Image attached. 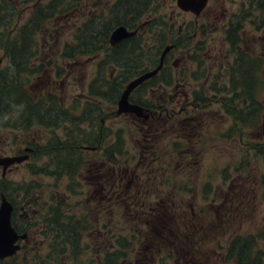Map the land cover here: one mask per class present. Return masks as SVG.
Listing matches in <instances>:
<instances>
[{"label":"rangeland","instance_id":"obj_1","mask_svg":"<svg viewBox=\"0 0 264 264\" xmlns=\"http://www.w3.org/2000/svg\"><path fill=\"white\" fill-rule=\"evenodd\" d=\"M12 1L18 2L19 5L16 7L6 6L1 9L0 22L4 21L5 17H7V19L11 18L14 20L13 28L16 29L23 26L30 18L34 7L33 4L36 0H7V3H11ZM47 1L48 0H40L39 4H44ZM71 1L72 0H67V3ZM78 1L81 3L75 4L76 7L72 11L69 9L67 13H61L55 18L51 17L47 20L43 25L44 27L41 28V31L36 34L34 41H31L32 43H30L28 53L31 52L34 55L31 57L33 58L31 64L33 66L30 65V67L33 69L38 67L37 63H41L43 66L38 70V72H40L38 75H33L32 78L29 77L27 83L30 84L26 86V89L30 90V94L33 97H37L40 92L38 89L43 88L45 90L46 87L42 84L36 86V84L44 80L43 82L47 84V88L55 95H58L60 105L74 112H77L82 107L87 98L85 97L87 94L86 90L93 80L92 77L94 69L96 68L95 62H97V59L92 60L88 59V57H81L77 62V70L79 65H82V68L78 70L76 74H72L74 61H66L61 58L60 51L62 45L71 40L74 29L80 25L82 20L85 18L91 19L94 13H97L98 17L105 15L114 2V0ZM115 1L117 2V0ZM249 1L250 0H208L205 9L194 21L195 18L191 13H185L176 7L175 0H152V2L149 3V7L145 9V12L142 13V16L138 19L140 22L149 16L151 20H156V22L149 25L139 36L141 45L145 43L149 44L150 40L148 35H150L151 31H164L163 29H165V26L161 22L165 20L167 23L172 22L175 27L181 25V23L185 24L182 29L183 33L180 37L181 39L178 41L184 39L183 48H185V45L189 47V50L181 51L182 53H180V55L182 54V57L180 60L176 59L173 61L174 67H176L177 62L176 69L181 73L178 75V80L181 82L180 85L184 84L186 87L176 86L177 90L172 91L171 86V89L168 90L169 93L165 94L157 89H154L152 94L147 95L137 91L132 93L130 97V99L134 97L138 100L142 99V101H147L148 104H151L156 112L159 113V118L162 119V121H160L156 117H151V123L146 127L149 129L148 133L151 134L152 141L155 142L147 143L145 141L141 143L144 146L153 145L158 156H162L164 152L167 162L165 165L168 168V174L155 173L150 175L147 180L146 176L142 177V180L146 182H164L163 186H160L159 189L163 190V198L167 201V208L160 210L158 213V216L164 218H153L151 221L154 227H163L169 224L171 220L173 221L174 218H178V216L182 217L187 207L191 206V204H195L194 216L196 217L194 218H197L200 223L197 229H193L191 225L189 226V228H192V230L189 231V238H193L191 239L192 241H197L198 246L195 248L191 247L194 250L190 254L182 251V255H186L184 258L179 255V251H176L175 254L171 251L177 250L178 248H168L170 247L168 245H158L153 249L145 250V241L148 236L150 237V232H147V228L140 225L138 220L133 223V221L127 219L128 215L124 213L122 208L124 204L122 202H115L112 200H109L107 203L104 202L106 220L104 219L102 222V219H99L96 223L92 205L89 204L87 206L85 202H80L83 201L82 196L75 195L74 201L70 202L66 208L63 209V213L72 215V219L78 217L82 219L86 218L87 229L80 232V235L84 237L90 233L97 232V230L105 232L106 236H108L106 237L107 251L110 245L112 248H120L121 245L125 247L126 252H123L124 261L122 260L125 264H133L136 260L140 262V264H182L185 263V261H187L185 264H199L201 251L211 252L212 249H217V247L222 249L230 236L250 233L264 223V202L261 199V195L264 193V187L255 184L253 185L254 188L251 189V183H248V180L254 179L255 176L257 179L263 173L264 163L262 157L254 153L252 146L259 144L264 148V123L260 121L257 128L254 129L256 130L254 132H248L244 129L243 137L250 142V149L248 152H246L248 146L244 144L241 146L240 143L236 144L234 139L230 140L228 144L233 149L225 144V147L229 148V151H226L224 145L220 143V134L222 133V135H224L225 131H222L223 128L226 129V127L232 126L233 123H237V119L233 117V114L228 111L224 112V109L218 112V104H210L207 109H202L207 110V112L203 114L209 115L203 122H208L207 120H209L212 124L211 128L207 127L205 129L201 127V129H196L193 128L192 124L183 123L180 120L182 115L179 113L184 104L189 101L187 99L188 97L184 94H189L192 89L203 90L204 99L217 102L221 100L220 98L225 100L226 93H230L232 90H230V85H227V77L224 75L226 62L227 60L230 62L233 59V53L231 52V54L227 55L230 49L224 44L223 34L229 22H234L233 19L236 16L253 13ZM73 2H76V0ZM93 2L97 4L96 8H93ZM249 20L248 18L243 21V29L241 31L242 44L239 46L241 51L249 52L251 55L244 60H256V63L261 61L260 64L258 63L257 71L254 72L257 73V79L254 76V82L248 87L256 94L257 103L264 105V73H261V69L264 70V59L260 60L258 57L260 54H263L264 28L260 31H256L254 25L250 23ZM193 22H195V25ZM6 28L10 31L11 26L0 23V31L3 29L6 30ZM11 34L12 32L10 35ZM191 34H194L192 39L185 40V37ZM5 35H7V33ZM23 42H25V39H23ZM178 49L179 48H176L175 51L172 52L169 64H171L172 59L176 57ZM99 53L102 54V52ZM262 57L264 58V55H262ZM130 60L134 62L131 64L132 67L134 65L138 66L137 70L146 64V58L142 54L137 56L136 52L132 53ZM16 61L19 62V59H16ZM195 61H200L201 72L196 68L197 64ZM6 66L7 58L4 57V51L0 50L1 74L7 71ZM56 66L61 70L59 75H56ZM190 73H196L197 76L201 73V76L196 81H193L188 79ZM205 76L207 77L206 79H204ZM21 81H26L23 75L21 76ZM51 81H54V83ZM221 88H223V90H221ZM237 88L233 89L232 92H241L243 90L241 86H237ZM213 90H216V92ZM213 93L217 94L213 96ZM158 100H163L165 102L164 109L168 108L169 115L164 114V111L160 112L158 107H155ZM168 101H170L169 107L166 105ZM6 106H8L7 103ZM100 107L102 112L107 115L105 116L106 118H100L102 123L99 125L103 127V132H121V137H119L123 139L122 150L124 156L118 157V162L123 165L127 161V165L130 171H132L138 160L137 152H139V150L135 148L134 140L136 136L140 137L137 130L140 124H134L129 115L115 116V106L108 109L105 103H100ZM215 111L217 115L210 117ZM195 112V109L192 107L190 112L188 111L189 114H184L183 117H187L188 115L192 116ZM171 113H175V115L172 116ZM13 117L14 114L8 112L1 120L3 121V119H5L4 122H7ZM196 125L199 126L198 122ZM90 126L92 125H90L89 122L79 123V127L85 129L86 132L89 131L88 127ZM177 126H180L182 129L190 130L191 134H196L198 137L182 138L184 132L181 130V134L178 129H175ZM36 130L37 128L16 130L11 129L9 126L0 125V156L14 155L17 149H23V146L26 145L25 143L29 140L31 141L32 138L35 139L39 147H43L47 134L50 132L42 130V134ZM216 132H218L219 135H216ZM67 133H69V130L65 125L54 130V135L60 141H62ZM111 141H113V134L107 138L106 142ZM223 141L225 142L226 140ZM182 147L185 150L193 149V153L197 154V157H195L193 161L195 162L193 163V167H198V169H192L189 163L190 157L186 155L183 157L182 171L177 168L180 166L178 163L182 160L180 156ZM24 154H27L26 161L11 168L10 171H5L4 179L1 178L0 170V180H3L8 188L15 189L16 193H19L23 192L26 186L30 187L32 190H36V186H39L37 190L38 194L36 195H39V201L47 198V194L51 188L50 184L56 185L59 196L61 194L63 195L62 190L65 194H70V192L66 191L67 187H64L66 181L63 177L54 179V176H47L43 174L42 171L41 173L33 172L38 167L45 165L44 162L46 157L40 158L32 163V159H29L31 153H26L24 150L21 155ZM83 156L84 160L82 163H85L87 157L85 155ZM153 157L155 158V156ZM244 157H246V167L244 166L242 168L241 161ZM153 163L156 162L153 161ZM143 166H145V163H143ZM226 166L229 167L228 171L224 169ZM48 171H52V168L50 167ZM224 174L228 175L226 180H223ZM78 176L79 178L81 177L80 175ZM75 181L77 183L76 178ZM206 181L210 183V187H206V193H204V191H199V186L201 184H206ZM150 185H148L147 188L150 189ZM232 186L233 188L236 186H243L244 188L247 187L250 189L246 192L248 200L246 198L240 200L239 206L233 204L232 215L235 216L237 220H233L229 222L228 226L223 227L224 225L222 223L226 222L222 219V214H224V212L221 214L220 209L216 208L212 201L216 199L217 207L222 206V211L227 210V212L232 213V203L228 205V203L225 202V200H229V195L227 193H232ZM81 187H83L81 183L70 186V188H73L75 191L82 190ZM110 187L111 189L114 188L111 182H106V190ZM32 190L28 191V196L31 198L34 197V195L31 194ZM253 193H256V198L251 201L250 197ZM154 196L155 195H152L150 197L152 198ZM200 196H206L205 203L201 200L196 201V199H200ZM240 206H242L241 210ZM164 214H168V216L172 214L175 217L165 221L164 219H166V217ZM202 215H206L208 218L211 217V224L208 223L207 220L205 221ZM46 217L47 216H45V218ZM228 217H230V215H228ZM181 222L178 219V223L181 224ZM15 223L17 222L15 221L14 224ZM44 223L45 222H39L37 219L32 218L31 222L27 223L28 229L26 232L28 233L29 240L20 241L18 252L12 257H9V259H5L0 264H42V262H45L47 259H49V262L44 264H101L98 258H102L103 251H101V254L97 255L90 246L83 247L82 243H79V241L77 242L76 250L70 251L67 247H63L62 253L60 245H55L53 232L49 227L45 226ZM165 230L167 232L169 231L168 228H165ZM164 235L168 236L167 234ZM156 236L157 235H153V237ZM119 237L123 240L126 239V244L121 241V245H116L115 241ZM85 240L87 239L85 238ZM68 245L69 244L66 242L63 246ZM91 246L96 247L95 245ZM182 248L188 249L186 247ZM260 248L264 249L263 245H260ZM215 257H217V254L212 256V258ZM177 260H179V263H176Z\"/></svg>","mask_w":264,"mask_h":264},{"label":"trees","instance_id":"obj_2","mask_svg":"<svg viewBox=\"0 0 264 264\" xmlns=\"http://www.w3.org/2000/svg\"><path fill=\"white\" fill-rule=\"evenodd\" d=\"M39 1L40 0H36L34 2V11L32 10L30 18L26 21V23H24L23 26L14 29V20L11 18L7 19V17H5L4 21L0 22L11 26L10 31L9 29L7 30V28L6 30L3 29L0 31V50L4 51V57L7 58V71H4L5 73L2 74L0 73V125L9 126L11 129L16 130L23 128H37L50 132L47 134V138L43 147H39L37 142L32 144L30 140L25 143L26 146L32 147V152L30 154L32 163L40 158L46 157L44 162L45 165L38 167L35 171H33L34 173H41L42 171L43 174L47 176H55L56 178L63 177L66 182H68V179L70 178L69 181L71 180L77 184L75 179L73 180V177L77 179L78 175L85 176L84 171H82L86 166L85 163H82L84 160L83 155H85L87 159L95 160V169L98 168L99 163H102V166L105 169V182H111L112 184V180L109 178V176L113 169L120 168L122 176L125 175L126 169H128V174L131 172L127 165V161L123 165L118 162V157L124 156L122 150L123 139L120 138L121 132H103L106 136L104 148L101 149L100 146L98 148L103 151L102 155L95 153L90 156L88 153L80 152L79 147H94L96 144L100 145L99 141L96 139L95 133H97L98 130L103 131V127L99 125V120L102 117L106 118L105 116L107 115L106 113L102 112L100 103H105L106 108L109 109L116 104L120 96L121 85L119 83L121 80L109 78V74L107 72L108 63L111 62L112 66H115L114 62H119L120 65L124 67L126 66L124 60L131 58L128 56L129 54L134 52H136L137 56H139V54H144L140 39L137 36L138 34L131 38L130 41L132 42L124 49L120 47L121 54H118V52L116 53L114 51L115 49L107 50L108 34L115 26H124L128 28V30H134L141 24L142 21L139 22L138 19L142 16V13L145 12V9L149 7V3L152 2V0H117L115 5V14L111 15V12H109L106 15L98 17L97 13H94V15L91 16V19L85 18L82 20L80 25L74 29L71 40L68 43L65 42L62 45L60 51L61 58L66 61H74L72 68L74 74H76L78 70L82 68V65H79L77 70V62L81 57H90V59L93 60L96 58L99 52L105 51L106 53V68L104 69L99 61L95 62L96 68L94 69L95 73L92 77L93 80L90 82L86 90L87 94L85 97L87 98L85 99L82 107L77 112L62 107L60 105V101H58V95H55L49 88H47V84L43 82L44 80H42L41 83L36 84V86L42 84L46 87L45 90L43 88L38 89L40 92L38 93L37 97H33L30 94V90L26 89V86L30 84L27 83L29 77L32 78L33 75H38L40 73L38 70H40L43 66V64H40V66L34 69L30 67L33 62L31 57L34 55L31 52L28 53L30 43H32L31 41H34L36 34L41 31V28L44 27L43 25L47 20H49L51 17L55 18L61 13H67V10L69 9L72 11L76 7L75 4L81 3L78 0H76V2H73L74 0H72L69 3H67V0H48L44 4H39ZM93 3V8H96L97 4L95 2ZM249 3L251 5L250 7H252V12L255 15L252 13L236 16L233 19L234 22H229L223 34L224 44L228 47V49H230L227 55L231 54V52L233 53V59L230 62H226L225 65L226 69L224 76L227 77L226 83L228 86L230 85V90L237 88V86H241L243 90L241 92H232L231 90L230 93H226V98H224L225 100L220 98L221 100L218 102L204 99L203 90L200 89H192V91L187 95L189 104H191L192 107H195L194 109L197 112H199L202 108L207 109L210 104L217 103L218 105L221 104L219 108L224 109V112L228 111L233 114V117L237 119V123H233L232 126L229 127L228 131H225L224 135L220 134V139L226 141L234 139L236 144L240 143L242 146L243 144L248 146L246 152H248L250 149V142L245 140L243 137L244 129H246L248 132H254L256 131L254 129L257 128L260 121L264 123L261 117L262 112L264 111L260 108V104L257 103L255 97L256 94L248 87L249 83L252 84L254 82V76L256 77L257 75V73L254 72L257 71V67L259 65L258 63L260 61L258 60L259 62L256 63V60H244L246 57L251 55L249 52L247 53L241 51L239 46L242 43L241 31L243 29V21L245 19H250L249 21L254 25L256 31H260L264 28V0H250ZM17 5H19L18 2L12 1L11 3H7V0H0V10L6 6L16 7ZM147 18H149V16L145 19ZM154 22H156V20H152L151 24ZM11 32L12 34L10 35ZM6 33L7 35H5ZM23 39H25V42H23ZM187 39H192L191 35L185 37V40ZM169 40L170 38L166 36L161 38L159 41V45H161L160 47L171 43ZM178 40L179 39H176L174 41L178 42ZM184 50H189V47L185 45ZM145 54L148 56L146 60L152 61V63L157 59L158 56V52H155L152 55L150 53ZM16 59H19V62L16 61ZM199 62L200 61H195L197 64L196 68L201 72ZM133 63L134 62H132V64ZM133 67H136V69L138 68L137 65H134ZM55 68L56 75H59L61 70L57 66ZM143 71L145 70L139 69L137 73H142ZM22 75L26 79L25 82L21 81ZM200 76L201 73L198 76L196 73H190L188 75V79L196 81ZM206 78L207 77L205 76L204 79ZM122 81H125V79H122ZM169 81H171V79L167 78L165 83L167 84ZM215 81L217 82L216 79ZM51 82L54 83V81ZM221 90H223V88H221ZM213 91L216 92V90ZM216 94L217 93H213V96ZM131 101L145 108H149L151 106V104H148L147 101H142V99L138 100L133 97ZM6 103L8 106H6ZM157 103L161 107L165 104L163 100H158ZM243 104L248 105L247 109H242L241 106ZM8 112L13 113L14 117L10 121L4 122L5 119L2 121L1 118H4V115ZM207 117H209V115H207ZM86 118H88V122L90 125H92L88 127V132H86L85 129H81L79 127V123L84 122ZM190 119L183 121V123L192 124L194 126L198 122V125L201 126L202 115L196 114ZM63 125L68 127L69 133H67L63 137L62 141H60L54 135V130L62 127ZM175 129H178L182 134L180 126H177ZM146 130L149 132L148 128H146ZM148 132H143L144 135H147L146 142L154 143L155 141H152V136ZM111 134H113V141L106 142L107 138ZM216 135H219L218 132H216ZM191 146L193 148L192 144ZM252 150L257 156L262 157V161L264 163V148L259 144H255L252 146ZM154 156L161 159V156H158L157 154ZM186 156H189L191 159L197 157V154L193 153V149H187ZM146 158L149 159V157ZM241 162L242 168L244 166L246 167V157H244ZM29 166L32 167L31 165ZM50 167L52 168V171H48ZM227 177L228 175L224 174L223 180H226ZM249 182L251 183V189L254 188L253 185L255 184L264 187V169L259 178L256 179L255 176L254 179L248 180V183ZM121 183L123 186L122 189L127 195L124 200L130 201L134 199V196L133 198H129L130 195L127 190L135 183H130L128 179H122ZM199 187V191H204V193H206V187H210V183L206 181V184H201ZM8 189L9 191L16 192L15 189L8 188L7 185L4 184V181L0 180V194H3L7 199H9V201H13L15 204V201L13 200L14 197H10L8 194ZM248 190L250 189L247 187L244 188L243 186H236L233 188L234 196H231L230 193H227L229 195V200H225V202L228 203V205L232 203V213L227 212V210L222 211V206L217 207V205L214 204L216 208L220 209L221 214L224 212V214H222V219L226 222L222 223L224 225L223 227L228 226L229 222L237 220L235 216L232 215L233 204H237V206H239L240 200H243L244 198L248 200V195L246 194ZM253 197H255V193L251 195V201L254 200ZM261 199L264 202V193L261 195ZM199 200H203V203H205L204 201L206 200V196H200ZM60 205L61 204L58 205V208ZM240 207L239 208L241 210L242 206ZM122 208L124 213L128 215L127 219H130L133 221V223H135L136 220H132L130 218L127 208L125 206ZM186 210L187 211L183 212V216H178V218H174L175 216L172 214L169 216L168 214H164L166 217V219H164L165 221H168L172 218H174V220H171L169 224L163 227H154L153 222L151 221L153 220V217L150 218V216H147L140 218V220H138L139 224L146 227L147 232H150V237L148 236L145 241V250L153 249L158 245H168L170 247L179 249L182 247H197L198 242L192 241L191 239L193 238H189V231L192 230V228L197 229L200 221L197 220V218H194L196 216H192L189 213L188 208ZM207 215L211 216L209 214ZM228 215H230V217H228ZM202 217L205 221L207 220L208 223L211 224V217L208 218L206 215H202ZM162 218L164 217H161V219ZM218 218L220 219L219 216ZM178 219L180 222L182 220L181 224L178 223ZM44 224L53 232L55 245L59 244L61 247L60 250H62L63 247H67L70 251L76 250L77 242L81 239L80 232L87 229L86 218L82 219L81 217H78L76 219H72V216L62 212H57L55 216L51 217L50 220ZM190 225L192 228H189ZM12 226L15 230H17V232L22 233L18 230L17 223L14 224V222H12ZM164 227L168 228L169 231L167 232ZM164 234H167L168 236H165ZM153 235L157 236L153 237ZM121 241L125 243L126 239L123 240L119 237L115 241L116 245H121ZM66 242L69 245L63 246L66 244ZM259 244L263 245L264 247V223L261 226L255 228L250 233L230 236L226 242V245L222 249L217 247V249H212L211 252L201 251V259L199 264H264V249L260 248ZM125 250V247L122 245L120 248L113 247L112 249L108 250L104 255L103 264H125L123 262V252H126ZM215 254H217V257L212 258V256ZM179 255L186 257L184 254L181 255L179 253ZM3 261L4 260H0V263ZM47 262H49V259H47L45 262H42V264ZM133 264H140V262L136 260Z\"/></svg>","mask_w":264,"mask_h":264},{"label":"flooded vegetation","instance_id":"obj_3","mask_svg":"<svg viewBox=\"0 0 264 264\" xmlns=\"http://www.w3.org/2000/svg\"><path fill=\"white\" fill-rule=\"evenodd\" d=\"M115 5H116V1L114 0V2L111 4V7L108 9V12H111V15L115 14ZM205 9V8H204ZM106 13V14H107ZM105 14V15H106ZM148 19V20H147ZM144 19L141 24L139 26H137L134 30H136L135 35H137L138 37L147 29V27L151 24L152 20L150 18ZM161 23H163V25L165 26V29H163L164 31L160 30V31H151L150 35H148L149 37V44L145 43L144 45H141V47L144 50V54L143 56L145 58H148V56L145 54H153L155 52H158V56L157 59L153 61H147L146 60V64H144L140 69L142 70H150L155 68L158 63H159V58H160V54L162 52L163 47H160L161 45H159V41L161 38L163 37H169L170 40L168 44H173L174 48L168 52L162 59L161 62V68L160 70L157 72V74L150 78L149 80L143 82L140 86H138L137 88H135L133 90V93L135 92H140L142 94H152V91L154 89L159 90L161 93L165 94V93H169V89H171L172 86V91L177 90L176 86H184V84L180 85L181 82L178 80V75H180L181 73L176 69L177 67V62H176V67L172 66L173 61L174 60H180V58L182 57V54L180 55V53H182L181 51H184L183 48V42L184 39L180 40V41H174L176 39H181V35L183 33L182 29L185 26L184 23H181V25H178L175 27V25L172 22H165L162 21ZM195 23V22H194ZM181 26V28L179 27ZM118 26H115L113 29H115ZM124 27V26H123ZM126 28V27H124ZM128 30V28H126ZM111 30V31H112ZM110 31V32H111ZM110 32L108 34V37L110 35ZM191 37H193V35H191ZM132 37H127L121 41H119L118 43L114 44L113 46H109L107 47V50H111V49H115L114 51L118 54H121V48L123 49L130 44L132 41L131 40ZM174 41V42H172ZM108 42V41H107ZM242 44V43H241ZM180 46V47H177ZM176 48L178 49V53L176 54V57H174L172 59V63L169 64V60L171 58L172 52L175 51ZM239 49V48H238ZM263 54H260L259 59L263 60L264 58L262 57V55H264V49H263ZM105 51L102 52V54H98L96 56L95 59H97V62L99 61L100 64L102 65V67L105 69L106 68V60H105ZM129 56H132V53L129 54ZM128 57V56H127ZM90 59V57L88 58ZM121 59V58H118ZM31 60H33V58H31ZM126 66L122 67L120 65L119 62H114L115 66H112V63L109 62L108 63V68H107V72L109 74V78L110 79H119L120 81V85H121V89H120V93L122 92V90L124 89L125 85L133 78L137 77L138 75H140L141 73H137L138 70L136 69V67H130V65L132 64V60H130V58H128L127 60H124ZM228 62V61H227ZM261 63V61L259 62V64ZM41 63H37V66H40ZM264 65V62H263ZM33 66V65H31ZM144 72V71H143ZM95 70L93 72V76H94ZM261 73H264V70L261 69ZM72 74H73V69H72ZM208 75V74H207ZM170 78L171 81H169L167 84L165 83L166 79ZM122 79H125V81H122ZM248 85H251V83H249ZM252 88V87H251ZM238 90V88H237ZM186 95V93L184 94ZM165 105V104H164ZM167 107L170 106V101H168L166 103ZM221 106V104L218 105V108ZM225 106V105H222ZM233 106V105H232ZM143 107V106H142ZM155 107H158V110L160 112L164 111V114H168V108L164 109V106H160L158 103H156ZM228 107V106H226ZM242 109H247L248 105L247 104H243ZM145 111L147 113H149L148 118L143 120L141 118H137L133 115H129L130 119L132 120V122L134 124L139 123L140 126H138L137 130L138 133L140 134V137H135L134 140V146L137 150H139V152H137L138 155V160L136 161L135 166L133 167L132 171L130 172V174H128V169L125 170V175L122 176L121 175V170L120 168H115L111 171V174L109 176V178H111L112 180V186L114 187V189H111V187L106 190V182H105V169L102 166V163H99V166L97 169H95V160L94 159H87L85 162V168H84V174L85 176H81L79 178V176L77 177V183H81L83 187L82 190L80 189L78 190H74L73 188H70V186H74L75 183L72 182L71 180L68 182H65L64 187L66 188L67 192H70V194H65V192L62 193L63 195L59 196L58 192H57V187L55 184H50L51 188L50 191L47 194V198L45 200H41L39 201V195L36 196L38 194L37 190L39 188V186H36V190H32L30 189V187H24L23 192H19L16 193L14 191H9L8 189V194L9 196H14V201L15 204L13 203V201H9L10 205H11V220L13 222H17V228L19 231H21L23 234H25V239L24 241L29 240L28 237V233L26 232L28 229V222H31L32 218L37 219V221H41V222H47L50 220L51 217L55 216L57 212H62L63 213V209L66 208V206L70 203L74 201L75 195H79L82 196L83 201L80 202H85L86 205L88 206L89 204L92 205L93 210H94V214L96 217L95 222L97 223L99 219H102V222L104 221V219L106 220V208H104V202H108L109 200L112 201H120L124 204V206L127 208V211L129 213V216L132 220H140V218L142 217H147L150 216L156 219H159L158 213L160 210L166 209L167 205V201L163 198V190L159 189L160 186H163L164 182H146L144 180H142V177L146 176V180L150 175L153 174H168V168L166 167V157L164 156V152L163 155L161 156V159H159L158 157H153L154 155L157 154V152L154 150V146H144L141 143L145 142L147 140V135H144L143 132L146 131V127L148 126V124H150V119L151 117H156L158 120L162 121V119L159 118V113L156 112V110L153 108V106L151 105L149 108H145ZM195 108V107H193ZM229 108V107H228ZM260 108L264 111V105L260 104ZM192 109V105L189 103H185L183 108L180 109L179 113L182 115V118L180 119L182 122L190 119L193 115L200 114L202 115V119H201V126H193V128L196 129H201V127L203 128H207L210 127L211 128V122L209 120H207L208 122H203L204 119L207 118V114H203L205 112H207V110H200L199 112H195L192 116L188 115L187 117H183L184 114H189L188 111L190 112V110ZM222 108L218 109V112L221 111ZM172 116L175 115V113H171ZM215 115H217V112L215 111L213 113L212 116L210 117H214ZM88 116V115H87ZM262 119L264 120V112H262ZM191 120V119H190ZM100 124L102 123L101 120ZM84 122H88V118L85 119ZM229 127V126H228ZM228 127L223 128L222 131H228ZM42 130L44 129H37L36 131L39 133H42ZM180 130H182L184 133L182 135V138H188V137H198V135L196 134H191L190 130H186V129H182L180 128ZM43 134V133H42ZM96 134V139L99 141V144H96L94 146L93 150H84L83 146L79 147L80 152L82 153H88L90 154V156H92L95 153H99V154H103V151L98 149L99 146L100 148H104V142H105V134L103 133V131L98 130ZM222 135V133H221ZM32 144H34L36 141L34 138L31 139L30 141ZM224 145V149L226 151H229V148L233 149L232 147H230L229 141H223L221 139V142ZM225 144L229 147L226 148ZM26 145L23 146V148H25ZM78 150V151H79ZM21 155V153H23V149H17L14 153V155L12 156H16L15 154ZM31 153V152H30ZM146 154V155H145ZM186 155V150L182 149V152L180 154L182 160L178 163L180 164V166H178L177 168L182 171L183 168V157ZM146 157H149V159H147ZM195 159L191 158L189 163L192 167V169H198L193 167V162ZM153 161H155L156 163H153ZM143 163H145V166H143ZM12 168L16 167V166H11ZM224 169L226 171L229 170V167L226 166L224 167ZM1 170V169H0ZM11 170V169H10ZM2 179H4V177H1ZM54 179H57L54 176ZM75 178L73 177V180ZM122 179L125 180H129L130 183H135L132 187L128 188V193L130 195L129 198H133L134 199L127 201L124 200V198L127 196L126 192L123 191V186L121 185ZM150 185V189L147 188L148 185ZM32 190L31 194L34 195V197H29L28 196V191ZM112 191V192H111ZM231 196H234L233 193V186L231 187ZM36 193V194H35ZM39 194H43V193H39ZM152 195H155L154 197H150ZM240 195V193H239ZM160 197V198H159ZM256 198V193H255V197H253V199ZM106 199V200H105ZM199 199H196V201H198ZM203 201V200H201ZM18 202V204H17ZM213 204H216V199L214 201H212ZM60 205V207L58 208V205ZM63 204V205H62ZM194 205L195 204H191V206H188V211L189 213L194 216L195 215V211H194ZM204 205V204H203ZM61 208V210H60ZM187 211V210H185ZM184 211V212H185ZM48 214V215H47ZM163 215V214H162ZM45 216H47L45 218ZM69 216H72L69 214ZM102 216V217H101ZM158 216V217H157ZM48 218V220H47ZM97 226V224H96ZM147 226V225H146ZM98 228V226H97ZM24 231V232H23ZM108 236H106L105 232H102L101 230H97V232L95 233H90L87 236H82L81 235V241H79V243H82L83 247H87L90 246L96 253L97 255L101 254V251H103V256L102 258H98L99 263L103 264V260H104V255L107 252V238ZM85 238L87 240H85ZM74 239V237H73ZM83 241V242H82ZM91 245H95L96 247H92ZM112 247L110 245L109 249L110 250ZM168 248H173V247H168ZM173 251V253L175 254L176 251H179L180 254L182 255V251H184L185 253L187 252V254H190L193 249L192 248H178L177 250H171ZM184 258V257H183ZM176 263H179V260L176 261ZM187 263V262H185ZM182 263V264H185Z\"/></svg>","mask_w":264,"mask_h":264},{"label":"water","instance_id":"obj_4","mask_svg":"<svg viewBox=\"0 0 264 264\" xmlns=\"http://www.w3.org/2000/svg\"><path fill=\"white\" fill-rule=\"evenodd\" d=\"M207 0H175V5L178 9L185 13H191L194 17H198L200 12L204 9ZM136 31H128L122 26H118L112 30L109 35L108 43L113 46L119 41L131 37ZM172 49V46H165L161 52L159 64L152 70L146 71L134 79L130 80L121 92L117 102L115 114H133L136 117L147 119L148 114L139 105L130 103L128 97L130 92L141 85L146 80L155 76V74L161 68V62L164 55ZM93 150L94 148H87ZM26 152H30V149H25ZM27 159V155H19L13 157H1L0 156V167L2 169V176L5 171L13 164H20ZM11 206L5 199L0 195V260L13 256L18 250L19 245L16 243L17 240H23L25 234L18 235L11 225Z\"/></svg>","mask_w":264,"mask_h":264}]
</instances>
